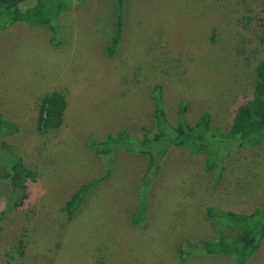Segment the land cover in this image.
<instances>
[{
  "label": "rangeland",
  "instance_id": "374dc122",
  "mask_svg": "<svg viewBox=\"0 0 264 264\" xmlns=\"http://www.w3.org/2000/svg\"><path fill=\"white\" fill-rule=\"evenodd\" d=\"M117 12V0H74L58 16L57 46L46 27L0 28V119L8 123L0 124V142L31 172L27 197L12 209L9 180H0V264H227L228 255L184 260L179 248L221 232L207 206L249 212L264 205V140L235 146L216 184L203 152L171 147L147 188L148 157L120 148L110 175L67 219L69 196L104 172L87 140L123 129L141 140L142 127L155 128L157 87L171 123L186 101L190 123L209 112L224 131L255 96L264 0H126L109 55ZM54 90L67 101L63 124L42 133L39 104ZM145 193L142 219L133 221ZM245 264H264V238Z\"/></svg>",
  "mask_w": 264,
  "mask_h": 264
},
{
  "label": "trees",
  "instance_id": "16d2710c",
  "mask_svg": "<svg viewBox=\"0 0 264 264\" xmlns=\"http://www.w3.org/2000/svg\"><path fill=\"white\" fill-rule=\"evenodd\" d=\"M26 1L29 0H0V28H8L17 22L46 27L51 32V44L59 45L62 40L58 30V16L62 11L69 9L74 0H30L32 4L25 7L23 3ZM125 1L117 0L116 31L108 47L109 55L113 53L121 36ZM261 28L260 41L264 45V20L261 22ZM253 88L255 96L236 109L229 129L224 131L211 125L209 112H204L196 122L190 123L186 101L178 103L176 120L171 123L163 106L160 88L157 87L152 92L155 101V128L152 130L142 127L141 140L133 137L126 129L116 135H107L100 142L87 140L88 147L103 156L104 172L94 181L81 185L69 196L63 208L67 219L71 220L78 213L87 191L110 175L115 152L120 148L148 157V168L142 176L144 188L149 187L152 177L156 176L159 169L160 159L171 147H185L192 153L203 152L207 166L214 170L216 184L223 172L221 162L235 146L251 147L264 140V57L255 67ZM66 108L67 101L62 91L46 93L39 104L37 130L43 133L60 128ZM0 124L8 125L1 119ZM12 150V145L0 142V180H9L13 194L11 200L7 202L9 209L21 205L27 197L25 180L31 175L21 159L13 155ZM145 197L146 193L141 200L138 214L131 217V220L142 219L146 206ZM206 215L221 232L214 239L197 240L193 246L179 248L181 258L185 260L195 254L228 255L232 259L227 264H245L264 238V205L249 212H235L209 205L206 208Z\"/></svg>",
  "mask_w": 264,
  "mask_h": 264
}]
</instances>
